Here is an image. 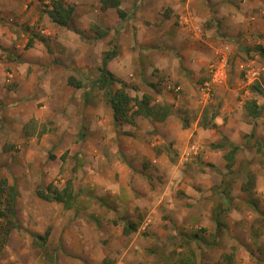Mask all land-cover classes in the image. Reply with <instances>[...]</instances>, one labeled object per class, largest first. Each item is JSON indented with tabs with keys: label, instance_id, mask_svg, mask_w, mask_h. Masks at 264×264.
<instances>
[{
	"label": "rangeland",
	"instance_id": "obj_1",
	"mask_svg": "<svg viewBox=\"0 0 264 264\" xmlns=\"http://www.w3.org/2000/svg\"><path fill=\"white\" fill-rule=\"evenodd\" d=\"M191 1L170 0L171 6L159 7L155 0H122L120 10L139 15L128 20L130 26H119L114 9L106 17L98 0H66L74 7L66 28L54 25L37 0H21L11 15H1L5 40L0 41V62L7 59V33L29 41L25 48L10 45V52L21 63L43 56L51 61L54 68H47L37 85L48 74L44 87L56 93L45 96L54 97V104L40 99L29 115L22 109L27 141L7 142L3 149L10 162L0 159V181L18 192L14 212L19 229L0 243V264H176L181 257L193 264H264V106L243 167L236 159L228 169L223 159L229 149L224 127L240 129L237 109L264 99L255 90L264 91V56L258 49H264L259 42L264 38L259 29L249 32L264 26V0H246L245 7L244 0L237 5L228 0L226 17L245 29L237 26L241 33L236 34L212 29L208 36L203 33L218 21L212 9L216 1L204 0L201 18L186 7ZM182 11L194 26L196 36L184 32L193 48L157 38L185 30L177 22ZM91 24L108 29L107 38L94 41ZM112 38L119 54L108 70L125 82L129 97L170 105L172 115L164 121L136 118L134 126L115 124L103 90L90 87ZM219 54L229 60L228 80L206 91L210 65ZM5 72L0 85L17 87L14 78L20 72L13 78ZM69 76L82 81L81 89L67 85ZM215 106L219 128L210 129L203 124L213 119ZM218 144L222 149L213 148ZM242 173L254 175L252 190L243 191L247 176ZM68 183L75 196L70 208L35 195L37 189L61 190ZM216 203L225 209V227L218 235L212 219Z\"/></svg>",
	"mask_w": 264,
	"mask_h": 264
},
{
	"label": "crops",
	"instance_id": "obj_2",
	"mask_svg": "<svg viewBox=\"0 0 264 264\" xmlns=\"http://www.w3.org/2000/svg\"><path fill=\"white\" fill-rule=\"evenodd\" d=\"M13 1L15 2V0H13ZM13 1L12 0H0V17H1V15H2V17L11 15V10L16 8L15 5H19L21 0L20 1L16 0L18 2H15V3ZM144 1H146V0H144ZM155 1H157V5L159 7L162 5H167L170 3V0H155ZM207 1L208 0H206V2ZM215 1L216 2L213 3L214 7L212 9H213V11H215L214 16L218 20L217 24L219 25V29L221 28V31L228 30L232 34L241 33L237 26H239L242 30L245 29L244 26L241 27V24H235L234 18H227L226 17V15L228 14V11L226 8L231 7L230 4H227L228 0H215ZM244 2L245 3L241 5L243 7H245L247 5L246 0H244ZM233 3L237 5V0H233ZM150 4L151 3H149V5ZM203 4H204V0H192L186 7H189L190 9H192L201 18V13L205 9L204 6H202ZM259 4H261V3L259 2ZM199 6H201V9L199 8ZM207 6L210 7L209 5H207ZM150 10L151 9H148V11L146 13L147 16H149L151 14ZM140 11H141V9L139 7L138 12H140ZM207 11L209 12L208 8H207ZM104 12H105V16L107 17V14L111 13V10L108 9ZM94 16H95V13H94ZM129 16H130L129 17V21H130V20H135V17L138 18L139 15H135L132 13V14H129ZM131 16L132 17L134 16V17L131 18ZM236 18H238V17H236ZM2 19H4V18H2ZM95 19L97 20L96 16H95ZM71 21H72V19H71ZM99 21H102V19H100ZM129 21L127 20L126 23H122V24H120V26H130ZM218 22H220V24ZM1 23H2V20H1ZM123 24H125V25H123ZM138 25L143 26L141 23H139ZM230 25H233V26H230ZM212 27L213 28H211L209 31L206 30L205 33H203V35L208 36V35H210V33H212V31H211L212 29L214 30L217 28V26H212ZM255 29L261 30L262 33L259 34V38H264V26H255L252 29H250L249 32H251L252 30H255ZM2 33L3 32H0V37L3 36ZM123 33L125 35L130 36L131 31H128L125 29L123 31ZM7 36L8 37L6 39L8 40L7 45L9 48L8 47L6 48L7 59H5L4 63L0 62V82H1V79L5 78L4 76L6 74V72H5L6 69H7V73H8L9 78H13L12 74H14L18 71L20 72V74L18 76L15 75V78H14V80H16L18 83L17 87H13L12 89H7V88H4L2 84L0 85V159H2L4 162H10L9 157H6V155H4L5 153L3 151V149L5 150V148H6L7 142L15 143V144H24L27 141L26 138H24L23 134H22V125H23L22 124V115H21L23 113L22 109L25 108L26 109L25 114L29 115L30 112L32 113V110L35 108L36 103L40 99H44L46 104L47 103L54 104V101H55L54 97H52L53 98L52 99L51 97H45V96H50V95H53L56 93L55 90L52 92V90L44 87V84L46 82H49L48 74L43 75L41 78L42 84L40 86L37 85V78L39 76H41L42 74H44L45 71L47 70V68L51 69V70H52V68H54L53 65H50L51 61L47 62L46 61L47 59L44 58V56H43V59L42 58H40V59H34V58L30 59L29 58L28 59L29 61H24V63H21L18 60V55H14L13 53L10 52V49H11L10 47L13 44H16L17 48H20V47L25 48V47H27L29 41L26 42V41H22V40L20 41L19 39L17 40V36L10 35L9 33H7ZM209 37H211V36H209ZM12 38H13V42L11 43ZM150 38L151 37H149L148 39H150ZM157 38L161 39L163 42H167L168 45H170V46L175 45L176 47H179V48H181V47H186V48L192 47L193 48L194 46H196L194 43L187 42V37H186V34L184 32L176 33V35H173V36L168 35V32H167V34H161L160 37H157ZM2 40H5V37L4 38L1 37L0 41H2ZM14 41L19 42V43H14ZM206 42H208V45L212 47V40L208 41V39H207ZM259 42H260V44L263 45V48H264V39H263V41H259ZM141 44H142L141 46L144 45L143 43H141ZM1 45L2 44L0 43V46ZM33 62H36V63L33 64ZM52 62H53V60H52ZM263 62L264 61L261 60V63H263ZM63 66H69V63H66V64L63 63ZM30 67L32 69L29 70ZM229 76H230V74H229ZM41 87L45 88V91L42 90ZM255 90L258 93L259 92L264 93V91L263 90L260 91V88L257 86L255 87ZM263 96H264V94H263ZM252 101H254L255 103ZM29 106L31 108L33 107L31 109V111H30ZM262 106H264V99L262 102H259L258 100H254V99L250 100L249 102H245L244 105L242 106L243 109H237L238 113H239L238 114L239 115L238 123L240 124L241 128L235 130V129H229L226 126L224 127L227 129L228 132H227V136H226L227 141H224V140L223 141H224V143L228 142V145H227L228 147L231 145V147H229V149L226 152H223V159L224 160H227L226 155L228 152L230 153V151L232 150L233 147L237 148V151H235V155H234V161H236V159H237L236 162H239L238 164H240V166L243 167V164L245 163L244 158L249 159V158H247V156L252 153L250 150V147L254 146L253 136L255 134L256 122L260 123V121L258 120L260 114H259V112L257 114V111ZM223 111L229 113L225 109H223ZM251 112L254 113V116H253V114H251ZM222 114H223V116H226V115H224V113H222ZM262 114L264 115V112ZM13 115H17V116L14 117ZM19 133H20L21 138L19 137ZM250 134H252V137H250ZM78 142L80 143V141H78ZM15 144H13V146H15ZM246 145H248V146H246ZM13 146H12V148H13ZM19 148H20V146H19ZM234 161L230 165V167H228V165H227L226 168L231 169V166L234 164ZM227 162L229 164L228 160H227ZM0 165H2V164L0 163ZM246 167L250 171H252V167L247 166V165H246ZM251 173H253V172H251ZM22 175H24V174H22ZM22 175L20 174V177H22ZM243 175L247 176V174H243ZM21 180H22V178H21ZM66 187H68L70 189V184L68 183L67 186L63 187L61 190L54 188V189H51V191L53 192L54 190H57L58 192H61ZM70 191L72 192L71 189H70ZM16 193H17V197H16V199H17L18 198V192L16 191Z\"/></svg>",
	"mask_w": 264,
	"mask_h": 264
},
{
	"label": "trees",
	"instance_id": "obj_3",
	"mask_svg": "<svg viewBox=\"0 0 264 264\" xmlns=\"http://www.w3.org/2000/svg\"><path fill=\"white\" fill-rule=\"evenodd\" d=\"M41 4L45 5V13L47 14L50 21L61 28H66L71 21L74 14V7L65 0H37ZM100 3L101 11H106L108 9L116 10L118 15L120 24L124 21L129 20V14L125 13L123 10H120V5L122 0H98ZM180 15H186L184 11ZM119 24V26H120ZM92 32L94 33V41L97 39H106L109 35L108 29H100L98 28V24H91ZM214 26H217L215 31L219 32V25L214 23ZM117 33L122 31V27L117 28ZM224 35V34H223ZM115 38V37H114ZM140 50L145 48L137 46ZM134 49V48H133ZM261 51V54L264 56V49L258 48ZM119 54V45L114 43V39L112 38L108 44L106 50L100 54L101 60L100 64L95 71L98 73V76L91 81L90 87L92 90L98 88L103 90L104 103L110 108L112 112V119L115 124H127L130 126L135 125L136 118H143L146 120H152L155 122H162L167 117L172 115V109L170 105H159L154 104L151 105L147 98V96H143L142 98H131L124 92L125 82H121L116 78L108 70V65L111 61L115 60ZM82 82V81H81ZM78 80H75L73 76H69L67 78V85L73 87L74 89H81L82 83ZM120 84V89H114L116 84ZM122 83V84H121ZM254 102V101H252ZM255 103V102H254ZM211 117H217L218 113H220L218 107H211ZM259 110L257 111L258 114ZM251 114L254 113L251 112ZM227 117V116H225ZM256 117V116H255ZM204 126H209L210 129L219 128L216 123L210 119L208 122L203 124ZM222 126H220L221 129ZM252 136V134H250ZM235 151H237L236 147H233L230 153L228 152L226 155V159L229 161L228 167L234 161ZM253 179L254 175H247L245 186L243 187V191L247 192L248 190H252L253 188ZM35 195L46 202H58L62 203L66 208H70V201L74 200L75 196L72 194L70 189L66 187L61 192L54 190L53 192L50 189H37L35 191ZM16 197L17 193L15 188L6 184L4 180L0 181V243L2 245L5 244V241L13 229H19L17 222L15 221V205H16ZM225 211L222 204H217L216 207L212 211V219L215 225V231L217 235L220 230H223L225 225L222 222L223 212ZM43 239V237H41ZM212 244H215V239L211 240ZM224 259L226 262H230V257L225 255ZM182 260V261H181ZM185 260V259H184ZM183 258H179L176 264H193L186 262L184 263Z\"/></svg>",
	"mask_w": 264,
	"mask_h": 264
},
{
	"label": "clouds",
	"instance_id": "obj_4",
	"mask_svg": "<svg viewBox=\"0 0 264 264\" xmlns=\"http://www.w3.org/2000/svg\"><path fill=\"white\" fill-rule=\"evenodd\" d=\"M184 12L186 13V15H180L178 17V21H177L178 22V26H180L181 28L185 29L182 32H185L187 30L188 32H190V33L192 32L193 35L196 36L194 34V28H193L194 26H189L190 21H191L190 14L187 11H184ZM195 29H197V27H195ZM218 62H223L225 64L224 69H223L224 70V78L222 80L218 81V82H214L213 79H212V73H211V71L209 69L210 79H209V82L206 84V91H208V89L211 86H216L218 84H221L220 82L225 83V80L228 79V73H229V71H228L229 70L228 69V64H229L228 58L225 55H223V54H219L216 57V59L212 62V64L214 65V64H216ZM226 68H227V72H226ZM205 83H206V81L203 83L204 88H205ZM218 117H219V115L217 117L215 116L212 120L215 122ZM205 127H207V126H205ZM250 137H252V136L250 135ZM225 144L228 145V142H226ZM222 147H223L222 144L221 145L220 144L213 145V148H216V149H222ZM227 164H228V162H227Z\"/></svg>",
	"mask_w": 264,
	"mask_h": 264
},
{
	"label": "built area",
	"instance_id": "obj_5",
	"mask_svg": "<svg viewBox=\"0 0 264 264\" xmlns=\"http://www.w3.org/2000/svg\"><path fill=\"white\" fill-rule=\"evenodd\" d=\"M224 66L223 62H218L210 66V71L212 73V79L214 82H218L224 78Z\"/></svg>",
	"mask_w": 264,
	"mask_h": 264
}]
</instances>
